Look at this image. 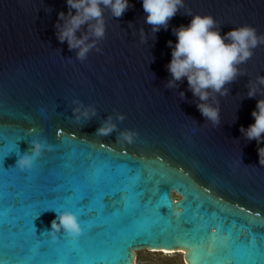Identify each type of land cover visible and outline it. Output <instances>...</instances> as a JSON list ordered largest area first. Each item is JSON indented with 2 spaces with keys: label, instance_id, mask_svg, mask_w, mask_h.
Segmentation results:
<instances>
[{
  "label": "water",
  "instance_id": "water-1",
  "mask_svg": "<svg viewBox=\"0 0 264 264\" xmlns=\"http://www.w3.org/2000/svg\"><path fill=\"white\" fill-rule=\"evenodd\" d=\"M129 4L120 18L102 6L105 35L87 33L94 47L79 60L57 39L66 0H0V264H136L142 249L180 250L185 264H264V144L240 131L264 99V45L226 96L209 90L217 125L186 79L168 86L167 70L173 28L200 15L222 36L244 25L264 35V0H183L157 33L142 0ZM109 117L114 131L97 135ZM34 140L45 149L20 171ZM63 213L81 225L75 240L50 235Z\"/></svg>",
  "mask_w": 264,
  "mask_h": 264
},
{
  "label": "clouds",
  "instance_id": "clouds-1",
  "mask_svg": "<svg viewBox=\"0 0 264 264\" xmlns=\"http://www.w3.org/2000/svg\"><path fill=\"white\" fill-rule=\"evenodd\" d=\"M67 13L61 11L57 16L58 36L60 43L67 42L69 51L79 49L77 59L83 60L93 43H86L90 37L102 39L105 35V23L102 6L108 8L115 18H120L129 9V0H66ZM184 7L183 0H142V8L145 23L152 26V32L157 33L163 28L168 30L170 20L175 17L180 8ZM189 16H191L189 14ZM187 26L181 25L173 28L176 43L168 41V47L172 49L171 60L167 70L172 77L168 82L169 87L178 86V82L186 79L189 91L202 102L197 104L201 115L211 121L213 125L219 124V106L212 107L207 103L211 93L226 96L228 90L225 85L235 81L241 73L238 70L240 64L246 63L253 55V49L264 45V35H257L255 28L244 25L233 28L223 36L220 34V26L211 16H191ZM63 22V24H61ZM86 26L85 32L77 38L76 32ZM226 41H228L226 43ZM99 51V49H97ZM256 83L264 86V76H258ZM257 88L250 82L248 98H254ZM183 96V93H181ZM79 111V109H76ZM87 117V111L83 113ZM95 115V112H93ZM254 123L245 130L240 131L248 140H255L257 145L264 144V99L256 103V109L251 113ZM118 119L123 120V116ZM109 121L97 129V135L107 136L111 134L115 125ZM134 132H123L121 136L128 144L133 143ZM119 142V141H118ZM31 153H24L16 161V167L20 171L31 170L38 157L45 149V144L32 141ZM51 150V146H48ZM259 164H264L261 159L264 156V147H258ZM57 221L59 223H57ZM53 236L61 229L73 240L82 235L81 225L76 216L71 213H63L51 222Z\"/></svg>",
  "mask_w": 264,
  "mask_h": 264
},
{
  "label": "rangeland",
  "instance_id": "rangeland-1",
  "mask_svg": "<svg viewBox=\"0 0 264 264\" xmlns=\"http://www.w3.org/2000/svg\"><path fill=\"white\" fill-rule=\"evenodd\" d=\"M134 256V262L136 264H185L183 252L180 250H163L160 252V250L151 251L142 249L134 251Z\"/></svg>",
  "mask_w": 264,
  "mask_h": 264
},
{
  "label": "snow or ice",
  "instance_id": "snow-or-ice-1",
  "mask_svg": "<svg viewBox=\"0 0 264 264\" xmlns=\"http://www.w3.org/2000/svg\"><path fill=\"white\" fill-rule=\"evenodd\" d=\"M106 207H107V205H106ZM209 227H216V226H214V225H209ZM210 235H211V233H210ZM159 247H162V246H159ZM174 247H179V246H174Z\"/></svg>",
  "mask_w": 264,
  "mask_h": 264
},
{
  "label": "flooded vegetation",
  "instance_id": "flooded-vegetation-1",
  "mask_svg": "<svg viewBox=\"0 0 264 264\" xmlns=\"http://www.w3.org/2000/svg\"><path fill=\"white\" fill-rule=\"evenodd\" d=\"M171 197H172V199L174 200L172 193H171Z\"/></svg>",
  "mask_w": 264,
  "mask_h": 264
},
{
  "label": "bare ground",
  "instance_id": "bare-ground-1",
  "mask_svg": "<svg viewBox=\"0 0 264 264\" xmlns=\"http://www.w3.org/2000/svg\"><path fill=\"white\" fill-rule=\"evenodd\" d=\"M165 253H167V252H165Z\"/></svg>",
  "mask_w": 264,
  "mask_h": 264
}]
</instances>
